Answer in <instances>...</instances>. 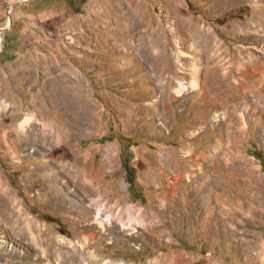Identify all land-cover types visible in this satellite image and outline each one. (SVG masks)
Returning <instances> with one entry per match:
<instances>
[{
    "label": "rangeland",
    "instance_id": "obj_1",
    "mask_svg": "<svg viewBox=\"0 0 264 264\" xmlns=\"http://www.w3.org/2000/svg\"><path fill=\"white\" fill-rule=\"evenodd\" d=\"M72 1L0 0V264H264V0Z\"/></svg>",
    "mask_w": 264,
    "mask_h": 264
},
{
    "label": "bare ground",
    "instance_id": "obj_2",
    "mask_svg": "<svg viewBox=\"0 0 264 264\" xmlns=\"http://www.w3.org/2000/svg\"><path fill=\"white\" fill-rule=\"evenodd\" d=\"M132 25L130 26V29L132 31H135L139 28L140 24L138 25L137 23H131ZM148 31V30H146ZM146 34V32L144 33ZM149 34V33H148ZM142 37V36H141ZM146 38V37H145ZM145 41V40H144ZM147 42V41H146ZM151 42V41H150ZM140 43V42H139ZM137 47L138 45L135 44ZM134 45V49L136 50V47ZM143 49V48H141ZM144 50V49H143ZM182 86V85H181ZM58 89H48L47 92H48V96L50 99L53 100L54 104H55V113L62 116L63 119L66 121V123H68L70 126H72L70 129H73V128H77V124L78 123V120H79V116L81 114V108L79 107L78 103L76 100H74V98L70 97V96H66L62 93H60L59 91H57ZM3 103V102H2ZM4 106V105H3ZM23 128V127H22ZM42 128V127H41ZM40 128V129H41ZM35 129V128H34ZM43 131V129H42ZM41 131V132H42ZM45 136L44 139H45V145H48V142H50V140H53L56 135H55V132L52 131V130H47L46 127H45ZM43 131V132H44ZM75 131V130H74ZM58 133V131H57ZM41 135V134H40ZM14 136V135H13ZM12 136V137H13ZM26 137V136H25ZM42 137V135H41ZM58 137V136H57ZM56 137V139H57ZM71 137V136H70ZM59 140V139H58ZM23 141V140H22ZM26 141V140H25ZM40 142V141H39ZM52 142V141H51ZM55 143L59 144L58 141L56 140ZM55 146V145H54ZM58 147V146H57ZM55 149V148H53ZM59 149V148H58Z\"/></svg>",
    "mask_w": 264,
    "mask_h": 264
},
{
    "label": "trees",
    "instance_id": "obj_3",
    "mask_svg": "<svg viewBox=\"0 0 264 264\" xmlns=\"http://www.w3.org/2000/svg\"><path fill=\"white\" fill-rule=\"evenodd\" d=\"M66 1H67L68 6L73 10V12H77L75 10V5H74L73 1L72 0H66ZM122 166H123L124 171L127 173L128 183L130 185H133L135 182L134 176L132 177V174L134 172V168L129 167L128 164H126V163H124Z\"/></svg>",
    "mask_w": 264,
    "mask_h": 264
}]
</instances>
